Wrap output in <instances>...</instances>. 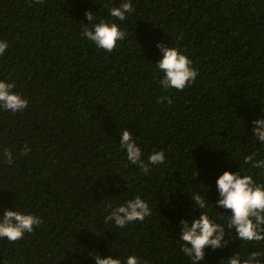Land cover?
I'll list each match as a JSON object with an SVG mask.
<instances>
[{"label":"trees","instance_id":"1","mask_svg":"<svg viewBox=\"0 0 264 264\" xmlns=\"http://www.w3.org/2000/svg\"><path fill=\"white\" fill-rule=\"evenodd\" d=\"M30 2L0 0V41L8 43L0 81L15 83L29 101L23 112L0 110V153L14 156L11 166L0 156V217L9 208L43 223L15 243L0 239V264H95L90 253L191 264L179 226L198 218L195 192L232 239L227 248H206L200 264L264 250V242L238 240L227 229L230 210L213 206L225 171L264 183L260 169L243 163L252 152L264 159L252 125L264 118V0H131L135 11L125 21L110 9L126 0ZM88 10L126 32L111 53L81 37ZM158 43L193 61L195 84L160 85ZM163 96L172 104H158ZM126 129L143 159L163 151L165 163L147 174L131 165L120 147ZM136 196L151 217L126 228L104 222L109 203Z\"/></svg>","mask_w":264,"mask_h":264},{"label":"clouds","instance_id":"2","mask_svg":"<svg viewBox=\"0 0 264 264\" xmlns=\"http://www.w3.org/2000/svg\"><path fill=\"white\" fill-rule=\"evenodd\" d=\"M44 2L45 0H31L30 6L42 5ZM134 11L131 0H126L118 7H112L110 16L119 21H125L128 18L127 14ZM85 16L90 23H83L80 35L93 42L98 49L111 53L118 47V43L125 39L126 32L122 31L117 23L103 19L97 22L91 10H88ZM157 48L162 54L156 65L164 74L159 81L164 89L183 91L191 84H195L199 72L193 67V61L187 55L183 54L178 47H168L164 43H158ZM7 49V41H0V56L5 55ZM15 88V83L0 81V110L15 114L28 108L29 101L15 92ZM165 101L169 105L172 104V100L167 96L161 97L157 103ZM252 125L254 139L264 146V118L253 120ZM120 147L126 152L128 162L145 174L150 172L151 166L164 164L166 160L163 151L153 152L147 160L143 159L141 148L127 129L120 136ZM30 151L31 149L25 144L21 154L27 156ZM0 156L3 157L5 164L9 166L13 164L14 156L11 149L5 148ZM243 163L251 165L254 169H260L261 175H264V159H257L255 152L245 156ZM216 186L219 199L213 206L216 209L223 208L231 212V215H227V229L235 230L236 238L240 241L264 242V183H258L252 175L241 176L240 172L225 171L219 176ZM190 199L194 201L193 210L201 211L198 218L180 221L179 240L182 242L180 250L190 258L191 264H200L206 257V248H211L213 251L227 248L232 239L226 235L224 224L217 223L216 219L210 217L206 211L208 201L204 196L195 192ZM106 210L108 215L104 222L114 223L118 228H126L137 221L143 222L145 218L153 215L148 202L140 196L118 205L109 203ZM42 223L43 220L35 214L5 208L0 217V239L15 243L22 240L26 233H33ZM89 255L94 257L95 264H147V261L135 255L127 256L126 260L113 258V256L103 258L96 253ZM225 262L226 264H264V250L251 251L246 257H242L238 252L233 257L222 260L221 264Z\"/></svg>","mask_w":264,"mask_h":264}]
</instances>
